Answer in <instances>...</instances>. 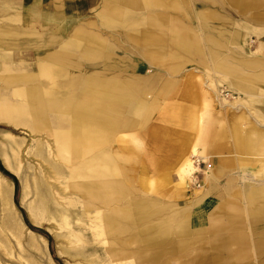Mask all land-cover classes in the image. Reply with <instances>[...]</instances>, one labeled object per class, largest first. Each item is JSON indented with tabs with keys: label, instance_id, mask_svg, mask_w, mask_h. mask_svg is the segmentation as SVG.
<instances>
[{
	"label": "crops",
	"instance_id": "0c3cea01",
	"mask_svg": "<svg viewBox=\"0 0 264 264\" xmlns=\"http://www.w3.org/2000/svg\"><path fill=\"white\" fill-rule=\"evenodd\" d=\"M0 1L3 8H12L10 12L15 14L20 12L21 0ZM214 5L233 10L237 24L232 26L227 24L228 19L212 9ZM95 6H98L99 12L86 24L94 25L100 33L90 31L79 23L78 27L69 33L72 23L64 24L56 28L53 39L43 47L42 43L34 46L29 44L35 39L30 33L31 20L20 26L19 33L12 29L0 30V52L5 48H11L13 53H16L14 50H18L13 54V59L35 60L37 70L36 74H24L25 78L15 81L4 79L2 73L0 81L4 85L22 82L27 85L21 87L22 89L33 87L35 97L41 99L36 104L40 112L47 115L51 108L55 107L61 117L60 130L66 131L71 127L73 106L90 96L100 82H106L110 87L125 85L123 91L117 89L110 91V95L113 94L112 131L102 146L96 150L108 145L106 150L99 152L107 153L110 164L111 161L118 164L120 175L123 174L121 170L132 172L131 164L139 163L138 180L137 183L131 182V200L125 208L134 206L139 209V216L129 220L130 226L134 224L137 230L155 228V232L147 239H154L167 245V248H161L162 253L157 251L161 256L157 264H169L170 257L197 248L203 249L204 246L205 249L215 250L219 254L194 253L181 256L176 260L177 264H188L186 261L191 257H196L197 262H200L198 258L203 257L211 264H215L213 258L217 257L232 256L244 260L250 256H260V251L264 249L257 247L259 242H264V13H261L264 10V0H36L31 4L30 10L36 14L39 26L46 28L50 20L57 25L61 24L63 14L82 15ZM201 9L206 10L200 15L198 13L201 25H193L196 20H193V23L184 22L179 15L183 10L199 12ZM2 19H8L10 22L20 21L16 15L8 12L0 16V20ZM192 19L197 18L193 15ZM210 20H215L219 26L217 37H211L207 32L201 33L202 31L194 28L197 26L201 30L202 26L208 29ZM101 33L105 34V37L102 38ZM247 33L253 34L257 40L260 56H253L252 52L245 56L230 57H222L220 54L221 57L217 60L216 57L208 60L211 54L208 56L204 53L202 48L204 44H220L217 50L222 53V49L224 50L222 41L225 40L246 51ZM118 36L139 50L140 47H144L145 57L149 62L163 64L171 72L178 68L179 62L191 64L199 60L197 63L205 67L213 65L207 71L213 72L214 84L226 83L224 88L227 93L216 96L220 102L213 103L212 93L209 92L207 95L204 91L207 88L202 89L200 82L195 78L196 74H193L189 80L194 84L196 91L190 93L189 97L185 96L187 100L183 98L185 92L181 93L177 101L161 110V122L163 120L166 122L171 116L172 124L150 123L151 129L148 128L150 131L144 130L141 125L150 118L154 110L158 109L159 99L171 92L162 96L159 92L160 87L154 96H150L149 99H152L150 102L146 103L139 98V94L140 97L144 96L143 92L138 91L141 87L140 82L129 81L127 78L128 58L124 59V63H120L112 49L114 46L111 47L112 45L105 42L114 41ZM97 52L106 55L112 63L87 65L78 59L81 56L89 60L98 55ZM141 52L143 50H140ZM85 65L99 68L100 71H83L82 67ZM144 67L149 68L145 64L143 69ZM43 68H50L60 76L53 94L46 91L49 89V83L41 79ZM167 82L172 83L173 89L175 84L170 80L164 83ZM62 103L64 107L58 108V104ZM64 120L68 123L67 127L63 126ZM44 122L42 128L49 129L51 125L49 126L45 119ZM137 126H141L140 136L144 137L148 147L147 154L132 156L143 161L142 163L140 161L128 163L122 161L123 155L131 156L126 142L121 139L115 140L117 144L115 149L111 144L118 131ZM29 129L32 130L30 127ZM150 143L155 144L150 146ZM191 151L194 156L203 161L209 160L212 164L209 163L211 170L205 173V184L195 201L190 200L185 205L161 202L151 196H142L137 191L136 184L139 186L147 184L145 180L140 184L139 178L144 179L146 168H154L148 163L154 159L159 162L158 168H154L155 175L161 178L157 187L161 184H170L172 172H176L180 180L178 164L188 158ZM108 171L111 175L114 168L110 165ZM183 183L178 181L176 185ZM177 186L171 190L173 189L174 198L181 200L183 194ZM184 186L188 189L186 184ZM154 214L158 217L152 219ZM141 237L146 238L140 236V240ZM232 239L236 241H231ZM140 251L147 253L146 247L142 244ZM140 263L154 264L150 260Z\"/></svg>",
	"mask_w": 264,
	"mask_h": 264
},
{
	"label": "rangeland",
	"instance_id": "374dc122",
	"mask_svg": "<svg viewBox=\"0 0 264 264\" xmlns=\"http://www.w3.org/2000/svg\"><path fill=\"white\" fill-rule=\"evenodd\" d=\"M35 1L36 0H21L20 12H16V14L9 11L12 10V8H3L2 2L0 1V16L8 12L9 14L16 15L17 19H20L19 22H10L8 19L0 20V30L12 29L14 32L19 33L20 26L31 20L30 33L35 37V39L29 43L31 45L33 44L32 46L39 43L46 46L51 39H53L54 33L57 30L56 28L64 24L70 25L72 23L69 33L73 32L72 30L78 27V23L80 26L90 31L93 30L96 33H100L98 32L99 29L94 27V25L90 26L86 24L90 21L91 17L99 12L98 6H95V8L82 15L63 14L61 24L57 25L54 21L50 20L46 28H41L37 22L38 18L36 14L34 11L30 10L31 4H34ZM212 9L219 15L227 18V24L230 26L236 24L233 10L224 9L217 5H214ZM204 12H206V10L201 9L199 15ZM261 13H264V10H262ZM179 15H181L180 17L183 18L184 22L191 21V23H193L194 19H192V17L195 15L197 18L195 19L196 24H202L197 10H183ZM215 22V20H210L208 29H204L202 26H200L201 30L197 26H194V28L197 31H202L201 33H203V31L207 32L211 37H217L218 35L216 32L220 30ZM5 36H7L6 33ZM100 36L103 38L105 34L101 33ZM114 37H116V35H114ZM246 38L249 43L245 44V48L247 47L246 51H243L239 46L225 40H221L222 46L224 47L222 53L217 50L220 44L214 45L206 43L202 48L206 55L209 56L211 54L208 60L214 59V57H216L215 60H217L218 57L221 56H245L246 54L249 55L250 52L253 53V56H260L257 48V40L254 35L248 34ZM105 42L110 46L112 45L111 47L114 46L112 49L116 52V57L120 63H124V59L128 58L129 67L127 69L129 70V76L127 78L129 81L140 82L141 87L138 91L143 92L142 95L144 96L147 95L146 97H140L141 94H139V98L143 99L144 102H150L152 100L149 99L150 96H154L167 80L175 84L168 96L159 99L158 109L154 110L150 118L141 125L144 127V130L150 131V123H163L165 120L161 122V110H165L167 106L177 101L181 93L185 92L189 95L196 91L193 87L194 84L189 80L193 74H196L195 78L197 82H200L199 84L203 87L202 89H204V87L207 88L204 89L205 93L207 95L209 92L212 93L213 103L218 104L220 101L217 97L227 93L224 88V84L226 83L218 82L214 84L215 77L213 72L207 71V69L211 68L213 65H206L205 67L203 64L197 63L200 62L199 60H195L193 61L194 63L191 64L179 62L178 68L171 72L168 71L163 64L149 62L147 57H145L144 47H140V50H143V52L140 53V50L135 47V45L129 44L127 41L124 42L119 36L114 41ZM14 51L17 53L18 50ZM97 53L98 55H94L89 60L81 56H79L78 59L84 61L87 65L112 63V60L106 55L99 52ZM13 58V50L11 48H5L3 52H0V76L4 71L3 68H5V72L8 71L10 74L29 75L37 73L35 60L28 59L18 61ZM203 61L204 60H202V63ZM144 64L149 68L144 67L143 69ZM82 70L100 71L99 68H92L86 65L82 67ZM180 79H184V81ZM25 86L27 85L22 82L4 85V83L0 81V104L4 106L7 104H15L16 107H26L27 104L24 100L13 97L14 90ZM223 103L226 104L225 102ZM40 113V116L44 117L46 123L48 122V125H51L49 129L45 130L42 128L45 124L42 118L40 122L36 121L40 129L34 131L30 130L24 123L15 125L7 120H0V264H122L121 262L125 264H142L136 260L133 261L136 253L141 249L140 241H133V239H130L132 236L136 237L133 233L137 232V226L131 224V226L126 229L125 225H128L127 223L130 221L124 220L120 214L125 209V205L131 200L130 190L132 184L124 181V173L120 175L118 164L116 165L111 161V164L106 165L108 161L107 153H101L99 151L106 150L108 145L96 150V152L85 154L76 161L62 160L57 155L60 144L53 136L54 133L65 131L60 130L59 127V120L61 117H59L55 107L51 108V112L47 115L44 114V112ZM186 115L187 114H185V116ZM26 120L28 121L29 118H26ZM167 120L164 123L172 124L173 118L171 116ZM63 123V126L67 127V121L64 120ZM141 126L118 131L111 147L115 149L117 147L115 140L121 139L126 142L129 148V155L134 157L146 156L148 147L146 146L144 137H142V139L140 136V131L142 130ZM149 127L150 129H148ZM152 144L155 143H150V146ZM192 158H194V155ZM123 163L122 164L125 165V162ZM197 163H200V168L192 173L191 178L194 177L195 181H192V179L189 180V185L188 176L190 174L184 178L186 182L183 179V185L178 184L177 186V173L172 172L171 183L161 184L157 187L158 181L161 178L156 177V170L154 168H146L143 178L147 184L142 186L136 184L137 191L142 196H151L161 202H171L173 204L180 203L181 205H185L186 202L190 200L195 201L196 197L202 192L203 185L205 184V173L209 171V169L206 168V164H211V162L208 160L206 162L199 161ZM110 165L114 168V173H111V175H109L108 171ZM127 165L130 166V164ZM131 168L133 171L130 177L132 178V182L134 181L137 183L140 165L139 163H133L131 164ZM73 169H75V171H73ZM53 171L59 174L61 177L59 180L55 181L53 179ZM73 173L78 177L74 176ZM110 181H112L116 189V196H124L120 199L117 198L116 201H113L114 203L112 202L105 206H100V203L97 201L95 202L87 197H83L76 191L69 192L66 187L70 185L76 188L78 182L100 186ZM185 184L188 186V189L185 188ZM175 186H177L183 194L181 200L174 198L173 189L171 190V188ZM163 188L165 190H163ZM7 190H9L10 197L9 209L4 205L1 198L2 192ZM178 193L179 191H177V194ZM44 205L46 208L44 213L45 218L43 220L36 219V208H41ZM84 206L90 207L89 212H84ZM63 209L67 210L70 221V225L64 228L59 226L60 221L58 220V214L61 213ZM110 212L112 214L114 213V217L113 221L108 224L105 219ZM157 217L158 215L154 214L151 218L154 219ZM96 220H99L97 222L101 221L100 223L102 225L100 226V223L98 224L95 222ZM5 223L9 224V228L5 226ZM100 232L101 234H99ZM97 233L99 234L98 236L96 235ZM100 235H102L101 238ZM70 241L73 243L69 244ZM104 246H107V249ZM205 248L206 246H204L203 249L197 248L185 251L170 257L168 262L169 264H177L176 260L180 259L181 256L193 255L194 253H218L215 250H207ZM220 253L225 254V252ZM260 253L261 255L258 257L250 256L244 260L232 256L213 259L215 264H264V249L261 250Z\"/></svg>",
	"mask_w": 264,
	"mask_h": 264
},
{
	"label": "bare ground",
	"instance_id": "6f19581e",
	"mask_svg": "<svg viewBox=\"0 0 264 264\" xmlns=\"http://www.w3.org/2000/svg\"><path fill=\"white\" fill-rule=\"evenodd\" d=\"M84 8H85V6H84ZM249 33H251V31ZM19 56H20V54H19ZM76 59H77V57H76ZM3 69H4L3 77L6 80L15 81V80H18L20 78L23 79L26 76L24 74H16V73L15 74H10V73H8V71L5 72V68H3ZM75 71H76V69H75ZM40 76H41L42 80L47 81L49 83V85H50L49 89H46V91L48 90L49 94H53V89H54V87L57 84L56 81H60L59 74H57L56 71H54V70H52L50 68H43L41 70V75ZM90 81H91V79H90ZM172 86L173 85H172L171 82L164 83L161 86V88L159 89L160 94L162 96H164L169 91L171 92ZM124 88H125V85H123V84L116 85L115 87L111 85V87H110L109 85L106 84V82H104V83L100 82L97 86H95V90L90 93V96L88 95L87 97L84 98L85 100L78 101V103H76L77 105L73 106V108L71 109L72 112H71V127L69 126L70 129L68 131L65 130L66 132L64 131V132H60V133H54V135H53L58 140V142L60 144V146L58 148L57 155L62 160H70V161L71 160H73V161L75 160L76 161L77 159H80L81 157H83L85 154L91 153L94 150L98 149V147L102 146L103 141L106 139L107 136H109L108 134L112 131L113 120H112V116H111V111H112V104H113V102H112L113 101V99H112L113 98L112 97L113 94L110 95V91H111V89H113V90L117 89L118 91H123ZM185 96L189 97V95H187L185 93L183 95L184 99H185ZM13 97L21 98L22 100H24V102H26L27 106L26 107H21V106L20 107H16L15 104H11V103H10L11 105L7 104L8 106L7 105L4 106V105L0 104V120H7L9 122H12L15 125H17V124L20 125V124L24 123L25 126L30 127L33 131L34 130H39L40 127L37 126L36 121L40 122L41 118H42V120L44 118L40 116V111L41 110L36 105V104H38L40 102L41 99L37 98L38 96L35 97V92H34L33 87L28 86V88H23V89L20 88V89L14 90L13 91ZM185 100H187V99H185ZM61 106L64 107L63 103L60 104V105L58 104L57 107L58 108L60 107V109H61ZM26 118H29V120L27 121ZM14 155H15V153H14ZM193 155L194 154L192 152L188 158H186L180 164H178L179 165L178 166V168H179L178 169V173L180 175L179 176L180 180L178 179L179 182L180 181L183 182V179L185 177H187L188 174H190L188 176V185H189V180L192 179V181H195L194 180L195 178L194 177L191 178V175H192V173L195 170L198 169L197 162H199V161L206 162V161H203L201 158H198L196 156H194L195 159L192 158ZM122 159H123L122 161H125V162H128V163H132V162H136V161H140L141 163L143 162V161H141V160H139L137 158H133L132 156H126V155H123ZM78 163H79V161H78ZM148 163L152 167L158 168L157 166L159 165V162L156 161L155 159L150 161V162H148ZM109 164H110V162L107 161L106 165H109ZM210 169H211V165H210L209 170ZM69 170H70V168H69ZM73 171H75V169H73ZM121 171L124 173V176H125L124 181L126 183H128V182L131 183L132 182V179H130L131 172L129 170H121ZM74 176H77V175L74 174ZM52 177H53V179L55 181H57V180H59L61 178L59 176V174H57L55 171H53V176ZM143 181H144V179L139 178L140 184H142ZM184 181L186 182L185 179H184ZM0 185H1V183H0ZM66 187L69 190V192L76 191V192L80 193V195L83 196V197H87V198H89V199H91V200H93L95 202L97 201L98 203H100V206H105V205L111 204L113 201H116L117 198L120 199V198H122L124 196V195L116 196V189L114 188V186L112 184V181H110L108 183H103V185H100V186H93V185H89V184H84V183L78 182L77 185H76V188L72 187L70 185L69 186L67 185ZM126 193H125V195H126ZM1 198H2V201H3L4 205L6 207H8V209H9L10 208L9 190L2 192ZM91 206H92V204H91ZM83 209H84V212L87 213V212H89L90 207L89 206H84ZM35 211L37 212V216L35 217L36 219L43 220L45 218V214H44L45 211H46L45 205L43 207H41V208H36ZM67 213H68L67 210L63 209L62 212L58 214V217H59L58 220L60 221L59 226L62 227V228L68 227L70 225V221H69ZM120 214H121V216L123 217L124 220H127V221H129L131 219L134 220L136 217L139 216V209H138V207L129 206L128 208H125L122 211V213H120ZM113 217H114V213L112 214L110 212L109 215L105 219L108 224H110L113 221ZM52 219H54V218H52ZM138 220H139V218H138ZM97 221H99V220H96L95 222H97ZM100 222H97V223L99 224ZM127 224L128 225H125L126 229L128 227H130V222L127 223ZM101 225L102 224L100 223V226ZM5 226H7V228H9V224L8 223H5ZM99 229H101V228H99ZM97 230H98V228H97ZM138 230H137V233H133V234L136 235V237L132 236V238H130V239H133V241H135V240L141 241L142 243L141 242L140 243L144 247H146L147 253H145L143 251L137 252L135 257L133 258V261L136 260L138 262H142V261H145V260H150L152 263L157 264L158 263V259L161 257L159 253L160 252L162 253L161 248H167V245L165 243L156 242L154 239H150V240L147 239L149 235H151L152 233L155 232L154 231L155 228L146 227L143 230H140L138 228ZM174 231L175 230H173V232ZM178 231L182 233L181 230H178ZM99 234H101V232ZM99 234L97 233L96 235L98 236ZM102 235H104V234H102ZM102 235H100V238H101ZM179 235L181 236L183 234H179ZM140 236H144V237L146 236V238L142 239V237H141V240H140V238H139ZM231 241H236V240L232 239ZM231 241H228V242L230 243ZM72 243L73 242H71V241L69 242V244H72ZM104 247L106 248L107 246H104ZM257 247L259 249L264 248V242H259V244H257ZM168 252H170V249H169ZM168 252L166 254H168ZM114 255H115V253H114ZM198 260H200V262L196 261V257H191V258H189V261H186V262L188 264H211L210 262H208V260H206L203 257L201 259L198 258ZM121 263L125 264L123 262H121ZM182 263H184V262H182Z\"/></svg>",
	"mask_w": 264,
	"mask_h": 264
},
{
	"label": "built area",
	"instance_id": "2783aa9c",
	"mask_svg": "<svg viewBox=\"0 0 264 264\" xmlns=\"http://www.w3.org/2000/svg\"><path fill=\"white\" fill-rule=\"evenodd\" d=\"M197 167H198V169L200 168V163H197ZM206 168H208V169L210 168V164L209 163L206 164Z\"/></svg>",
	"mask_w": 264,
	"mask_h": 264
}]
</instances>
